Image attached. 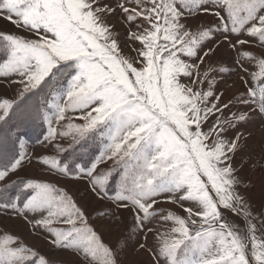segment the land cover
Here are the masks:
<instances>
[{"label": "snow or ice", "instance_id": "snow-or-ice-1", "mask_svg": "<svg viewBox=\"0 0 264 264\" xmlns=\"http://www.w3.org/2000/svg\"><path fill=\"white\" fill-rule=\"evenodd\" d=\"M0 20V214L51 254L0 226V264H125L105 239L125 211L151 264H264L242 175L264 146L241 130L264 127V0H0ZM37 130L50 179L21 175Z\"/></svg>", "mask_w": 264, "mask_h": 264}, {"label": "rangeland", "instance_id": "rangeland-1", "mask_svg": "<svg viewBox=\"0 0 264 264\" xmlns=\"http://www.w3.org/2000/svg\"><path fill=\"white\" fill-rule=\"evenodd\" d=\"M193 23H195V21H193ZM117 27L122 29V25H120L119 23L117 24ZM0 29L15 31L13 26L4 20H0ZM259 51H264V50H259ZM232 55L234 54L230 50H224L223 52H220V54L216 57V59L219 61H226L229 60ZM229 67L233 69V74L230 77H228L229 83H231L232 81H235L236 83L235 89L228 90V94L229 96H231L234 95L237 90L242 91L243 85L240 83L239 76L236 74L235 71L236 66L234 64H230ZM251 115L254 117L255 123L251 125L248 129H241L242 131L245 132L247 131L255 132V135L249 140V148L245 149V153L251 152L253 160L256 161L257 163H261L260 155L262 151V146H264V127L260 126V117H257L255 113H252ZM28 150L32 154L34 162L33 164L27 166L21 175L26 177L31 176V177L50 179L51 178L50 173H48L47 171L41 168H38L35 165V157L41 153H45V154L48 153L49 149L45 148L41 142L32 144L30 143V141H28ZM242 175L245 178L246 184H251L252 186L251 191L248 192L247 195H249V197L251 198L255 210L259 211V206L261 202V191L262 189H264V174H262L261 168L257 167L256 169L248 168L243 170ZM60 182L63 186L67 187L74 196H78L80 194L78 190L84 186V182H73V181L65 180L63 178H60ZM85 206L87 207V202H85ZM100 206H101L100 202H95L92 204V208H97ZM159 206L163 208H172V205L167 203L161 204ZM105 207H107V205H105ZM122 216H123V226L112 232L110 236L106 235L105 236L106 241L111 243L113 246H115L117 240H120L121 238L127 241L128 248L121 257V259L125 261V264H151L152 258L148 255L147 252H145L142 249L136 251V248H138L139 243L142 242L140 236L126 233V230L131 225L130 214L127 211H125L122 213ZM22 223L23 222L20 221L19 219L13 220L11 218H6L3 214H0V226H3L4 228H7L11 231L19 232L20 234L25 236L29 244H33L39 247V249L44 253H49L50 245L43 238V236L41 237L28 236L25 230L26 226L24 228H21ZM148 245L150 247L152 246L151 234H149ZM51 258L53 259L54 264H62V262L63 264H80V261L77 259V257H75L74 255L68 252H63V251L57 252L55 255H52Z\"/></svg>", "mask_w": 264, "mask_h": 264}, {"label": "trees", "instance_id": "trees-1", "mask_svg": "<svg viewBox=\"0 0 264 264\" xmlns=\"http://www.w3.org/2000/svg\"><path fill=\"white\" fill-rule=\"evenodd\" d=\"M39 132H40V130H37V131H36V134H33V135H32V139L29 140L30 143H32V144H36V143H39V142H40V140L42 139V137H40V139H37V136L39 135Z\"/></svg>", "mask_w": 264, "mask_h": 264}]
</instances>
